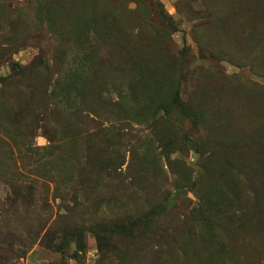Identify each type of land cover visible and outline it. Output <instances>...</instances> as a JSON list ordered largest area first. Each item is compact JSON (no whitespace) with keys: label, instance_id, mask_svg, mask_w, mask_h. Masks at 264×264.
Instances as JSON below:
<instances>
[{"label":"rangeland","instance_id":"rangeland-1","mask_svg":"<svg viewBox=\"0 0 264 264\" xmlns=\"http://www.w3.org/2000/svg\"><path fill=\"white\" fill-rule=\"evenodd\" d=\"M0 264H264V0H0Z\"/></svg>","mask_w":264,"mask_h":264},{"label":"trees","instance_id":"trees-1","mask_svg":"<svg viewBox=\"0 0 264 264\" xmlns=\"http://www.w3.org/2000/svg\"><path fill=\"white\" fill-rule=\"evenodd\" d=\"M236 255H237L239 258H241V257H240V252H239V251L237 252V254H236Z\"/></svg>","mask_w":264,"mask_h":264}]
</instances>
